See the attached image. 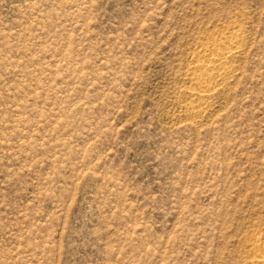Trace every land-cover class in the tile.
Listing matches in <instances>:
<instances>
[{"label": "rangeland", "instance_id": "obj_1", "mask_svg": "<svg viewBox=\"0 0 264 264\" xmlns=\"http://www.w3.org/2000/svg\"><path fill=\"white\" fill-rule=\"evenodd\" d=\"M263 230L264 0H0V264H251Z\"/></svg>", "mask_w": 264, "mask_h": 264}, {"label": "bare ground", "instance_id": "obj_2", "mask_svg": "<svg viewBox=\"0 0 264 264\" xmlns=\"http://www.w3.org/2000/svg\"><path fill=\"white\" fill-rule=\"evenodd\" d=\"M234 37L236 38V40L233 38L235 40L234 43H231L232 41L229 40L227 42H222V43L218 42L213 46V48L208 53H204V55L201 57L203 58L202 60L203 62L201 64L196 65V67L194 68L196 72H199V74L198 75L195 74L196 77L193 79V84L195 85L194 87H196L195 93L193 92L194 94L192 95L193 97H196L197 99H206L210 97V95L215 91V88L217 86L216 82L220 80L219 79L216 81L217 78L215 72H219V74L223 76H227L228 74H230V71L228 70L230 66L228 65L229 67L228 69H226L224 67L223 61H225L230 57L235 56L239 52L238 51L239 48L238 43H240L239 36L237 35ZM192 107L194 106L191 105V108ZM251 252H252L250 256L251 264H264V230L263 232L261 231L259 235H255L253 237L251 241Z\"/></svg>", "mask_w": 264, "mask_h": 264}]
</instances>
